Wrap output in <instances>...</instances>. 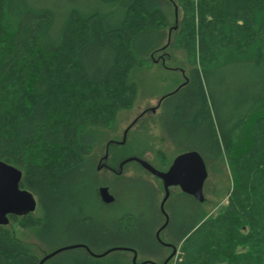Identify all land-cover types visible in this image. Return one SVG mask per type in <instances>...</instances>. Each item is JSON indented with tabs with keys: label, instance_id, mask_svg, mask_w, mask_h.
Segmentation results:
<instances>
[{
	"label": "trees",
	"instance_id": "trees-1",
	"mask_svg": "<svg viewBox=\"0 0 264 264\" xmlns=\"http://www.w3.org/2000/svg\"><path fill=\"white\" fill-rule=\"evenodd\" d=\"M154 65L189 80L164 96L167 138L179 154L199 152L208 172L227 162L231 173L214 213L207 199L180 193L187 213L170 199L161 240L177 249L175 264H264V0H0V160L22 171L42 213L11 222L44 256L87 247L45 264H134L132 251L93 256L115 248L135 250L137 264L167 261L154 189L108 222L92 174L95 148L135 105L131 74ZM127 145L109 142L116 167L132 155ZM41 252L0 226V264H39Z\"/></svg>",
	"mask_w": 264,
	"mask_h": 264
},
{
	"label": "rangeland",
	"instance_id": "rangeland-1",
	"mask_svg": "<svg viewBox=\"0 0 264 264\" xmlns=\"http://www.w3.org/2000/svg\"><path fill=\"white\" fill-rule=\"evenodd\" d=\"M88 1L92 0H80L83 4L88 3ZM164 6L167 14L171 15L174 13V9L171 11L167 4ZM171 21L172 23L174 22V17H172ZM182 56L183 57L178 58L179 61H185V55L183 54ZM179 61L174 64L170 63L169 65H174L171 67L178 66L180 65ZM189 69L190 67L186 65V70L188 72ZM131 78L138 86L135 105L131 111L123 112L119 115L117 127L107 132L106 140H102L95 148L92 156V160L95 161V169L100 166V159L106 155V149L110 141L118 143L122 142L124 132L130 127L134 120L139 117V115L148 108L157 107L166 94L175 91L184 82L182 72L163 70L160 65H154L151 68L147 67L143 70L137 69L131 74ZM161 112L160 109L155 115L150 113L145 120L139 124V126H135L128 134L126 143L128 144L127 148H129V153L134 155L129 156L130 158L136 157L143 159L157 169L165 171L180 154L167 138L162 123L159 121L160 118L158 117L161 115ZM156 117L158 118V121L156 120L154 122V118L156 119ZM129 157H126V159ZM166 163L168 166L164 168V164ZM127 165L128 166L122 177L110 175L106 171H103V169H101V172L96 176L98 188H111V193L117 200V203L114 206L99 205V210L102 212V220L107 219L106 221L109 222L110 220L112 221L116 219L118 215L126 210L134 209L136 211L138 205H141L143 200L145 201V199L150 197V187L154 189L158 195L157 205L158 209H161V203L165 196L162 183L143 170L138 164L132 162ZM116 169H119V167ZM230 181L231 173L227 162L220 166H216L213 169L209 168V177L204 188L205 197L207 199L206 210L209 211V213H214L216 210H219L227 201V198L224 197V195L227 188L231 185ZM180 193H182L180 189L173 188L172 197L170 198L172 201L168 204H171V202L174 201L173 204L177 203L176 206L181 205L184 209V213L190 212L192 203L185 198H182L180 201L177 200ZM35 198L38 202V207L34 216L40 217L42 215L40 203L36 196ZM166 211L170 213V210L166 209ZM159 221V226L163 223L165 224V217L161 215ZM9 228L19 240L33 248L41 249V255L43 254L42 244L35 238L32 231L22 229L19 224L13 222H11ZM70 241L73 240H70L68 236L56 237L53 239V244L55 247H58L66 245ZM171 253L172 250H166V252H164L165 257H163L167 258ZM178 257L179 255L176 253L173 259L174 264L177 262ZM151 260L153 261L154 259Z\"/></svg>",
	"mask_w": 264,
	"mask_h": 264
},
{
	"label": "water",
	"instance_id": "water-1",
	"mask_svg": "<svg viewBox=\"0 0 264 264\" xmlns=\"http://www.w3.org/2000/svg\"><path fill=\"white\" fill-rule=\"evenodd\" d=\"M127 132L124 136L123 141L119 142L120 145H124L126 143ZM108 157L109 152L107 151L104 159H107ZM131 162H138L145 171L163 182L165 196L161 203V211L166 216V223L157 233V238L159 240L160 233L168 226L170 221L169 215L165 210V205L171 197V189L173 187H179L182 193L193 197L197 202L201 204L205 203L206 197L204 188L205 183L209 177V172L206 162L199 152L189 151L180 154L175 158L172 166L166 172L156 169L149 162L143 159L136 157L128 158L121 164L118 172L119 175L123 173L124 166ZM22 178V171L0 160V226L10 225V216L21 217L29 213H34L37 210L38 202L35 196L28 190H23L20 187ZM104 192V202L107 204L112 203L115 200L114 197L110 195L108 190H104ZM81 248L86 249L87 247L81 244H74L59 248L54 252L46 255L39 264H45L48 260L54 258L62 252ZM116 250L132 251L134 253V264H137V252L129 248H115L102 255L93 254V256L98 258L104 257ZM176 253L177 249L174 247L173 255H171L164 264H168L171 261V258H173ZM147 263L157 264L153 261H147L142 264Z\"/></svg>",
	"mask_w": 264,
	"mask_h": 264
},
{
	"label": "flooded vegetation",
	"instance_id": "flooded-vegetation-1",
	"mask_svg": "<svg viewBox=\"0 0 264 264\" xmlns=\"http://www.w3.org/2000/svg\"><path fill=\"white\" fill-rule=\"evenodd\" d=\"M183 77H184V82L174 91V92H176V91H178L180 88H182V87H185L186 86V84L189 82V80H188V78H187V76L185 75V74H183ZM165 101V97L159 102V104L157 105V107H152V108H148V109H146L141 115H139V117L138 118H136L135 120H134V122L130 125V127L129 128H127L126 129V131L124 132V136H125V134H126V132H127V135H126V137L128 136V134L130 133V131L135 127V126H139V124L143 121V120H145V118L151 113L152 115H155L160 109H161V111H162V107H163V102ZM158 118H160V115H159V117ZM158 118L156 117V119L154 118V122L157 120L158 121ZM159 121H161L160 119H159ZM123 139H124V137H123ZM126 140H127V138H126ZM115 143H118V142H115ZM119 144V143H118ZM108 152H109V147L107 146V149H106ZM107 151H106V154H107ZM106 156V155H105ZM105 156L104 157H102L101 159H100V163H99V167L98 168H96V169H94V168H92V174L95 176V179H97L96 178V176L101 172V169H103V171H106L108 174H110V175H114V176H119V169H120V166H121V164L126 160H124L122 163H120L119 165H118V167H119V169H116V168H118V167H116V163L115 162H111V161H109V159H110V157H108L107 159H104L105 158ZM130 158V157H129ZM132 158V157H131ZM175 160V159H174ZM132 163V162H131ZM134 163H136V164H138L139 166H140V164L138 163V162H134ZM173 164V163H172ZM152 165V164H151ZM153 166V165H152ZM172 166V165H171ZM170 166V167H171ZM141 167V166H140ZM170 167L167 169V170H165V171H163V172H166V171H168L169 169H170ZM142 168V167H141ZM156 168V167H155ZM143 169V168H142ZM157 169V168H156ZM144 170V169H143ZM159 170V169H158ZM161 171V170H160ZM147 172V171H146ZM150 174V173H149ZM151 175V174H150ZM154 177V176H153ZM155 179H157V180H159L158 178H156V177H154ZM97 181V180H96ZM161 183H162V185H163V182L161 181V180H159ZM173 188H175V189H180L179 187H173ZM172 188V189H173ZM163 189H164V187H163ZM172 189H171V197H172ZM100 191H99V195H100V199H101V201H102V203H103V205H109V206H112V205H115L116 203H117V200H116V198H115V196H113L112 195V193H111V188H100L99 189ZM104 190H108V192L110 193V195H112L113 197H114V201L112 202V203H110V204H107V203H105L104 202V200H103V194L105 193L104 192ZM180 191H181V189H180ZM102 192V193H101ZM170 197V198H171ZM191 197V196H190ZM170 200V199H169ZM169 200H168V202H169ZM167 202V203H168ZM167 203H166V205H167ZM166 205H165V210H166ZM159 211H160V214L161 215H163L164 217H165V223H166V216L162 213V211H161V209H159ZM167 212V211H166ZM167 214H169V218H170V221H169V224H170V222H171V215H170V213H168L167 212ZM159 222L160 221H158V224H159ZM168 224V225H169ZM164 225V223L162 224V225H160L159 226V229H158V231L162 228V226ZM167 228V227H166ZM166 228L160 233V240H161V235H162V233H164V231L166 230ZM158 231H157V233H158ZM156 233V234H157ZM157 236V235H156ZM158 239V238H157ZM159 239H158V241L160 242V243H162L163 245H165V246H167V245H169V244H165V243H163V241L161 240L160 241ZM171 246V249H172V253L169 255V256H171V255H173V253H174V247L172 246V245H170ZM171 259H173V258H171Z\"/></svg>",
	"mask_w": 264,
	"mask_h": 264
}]
</instances>
